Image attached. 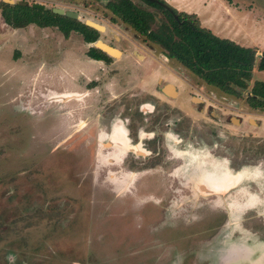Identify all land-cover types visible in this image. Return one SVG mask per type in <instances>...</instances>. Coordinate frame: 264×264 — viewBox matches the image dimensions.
<instances>
[{
	"label": "rangeland",
	"instance_id": "374dc122",
	"mask_svg": "<svg viewBox=\"0 0 264 264\" xmlns=\"http://www.w3.org/2000/svg\"><path fill=\"white\" fill-rule=\"evenodd\" d=\"M11 1L74 11L81 22L91 21L103 26L104 30H97L100 33L98 46L104 50L105 46L112 48L119 56L122 52L126 54L118 65L132 67V81L142 76L156 83L163 77L164 83L168 80L166 77H170L188 99L195 97L211 102V99L227 97L211 86L207 88L209 91L189 86L205 82L176 60L169 59L163 48L145 41L128 25L111 22L105 8L108 0L94 3L85 0ZM135 1L155 12L158 22L164 20L162 12L141 0ZM212 1L163 0L177 12L195 15L201 26L214 35L256 46L257 55H262L264 0ZM90 46L83 35L75 31L66 37L56 27L30 25L14 29L5 23L0 10V264H223L226 261L220 255L221 246L230 250L232 245L249 246L255 251L252 259L259 258L262 252L254 246L259 248L264 241V217L244 218L243 214L236 213L235 206L228 204L231 199H222L221 213L217 208L212 214L206 213L213 209L214 196H205L201 209L198 207L202 202L180 206L181 203L150 201L143 198V192L138 196L139 193L132 194L126 189L119 191L112 183L109 173H118L119 165L103 169L96 165L85 136L93 127L104 130L102 124H96L104 104L99 101L93 109L85 107L97 86L75 89L72 81L77 64H84L88 71L89 65L83 63V57ZM134 52L146 60L136 63ZM110 55L114 57L110 67L116 68V55ZM257 81H264V71L256 66L248 88H237L242 91L237 98L252 96ZM100 85L103 86V82ZM138 94L125 95V99H138L142 96ZM66 95L68 97L62 99ZM75 106L79 111L72 116ZM215 108H210V118L203 119L205 131L219 114ZM260 118L264 123V116ZM204 122L192 123L199 128ZM244 126L230 127L241 131ZM252 130L264 131L263 128ZM190 153L188 170L202 164L227 162L212 156L207 147ZM240 172L243 177L255 180L248 188L252 187L249 191L260 195L253 188L261 183L260 165L246 166ZM191 177L186 174L185 178ZM189 187L194 186L189 184ZM165 190L162 186L159 192ZM198 210L205 214L194 215L193 211ZM252 210L260 214L264 206L258 205ZM165 212L173 218L187 217L180 221L172 218V223L165 224ZM184 212L187 215H183ZM227 212L226 225L220 226ZM182 220L187 225L182 224ZM213 226L221 227L215 233L219 237L207 246L208 239L215 236L205 237ZM233 232L253 237L251 241L241 240L233 237ZM244 259L241 256L229 264H250Z\"/></svg>",
	"mask_w": 264,
	"mask_h": 264
},
{
	"label": "flooded vegetation",
	"instance_id": "af4514ba",
	"mask_svg": "<svg viewBox=\"0 0 264 264\" xmlns=\"http://www.w3.org/2000/svg\"><path fill=\"white\" fill-rule=\"evenodd\" d=\"M83 40L91 45L90 50L86 51L83 57V63L87 62L89 69L86 71L84 64L75 66L77 73L72 78L73 87L75 89L85 87L84 89L87 90V86L91 88L92 85L97 86L93 97L85 102L86 105L88 104L85 107L91 106L93 109L99 101L104 104L96 122V124H102L104 130L100 131L95 127L91 128L93 131L88 130L85 136L88 139L87 147H89V153L95 157L96 165H100L102 169L119 165L121 170L118 173L113 171L109 173L112 183L116 184L119 191L126 189L132 194L139 193L138 196L143 192L144 199L181 203L180 206L188 202H202L198 207L200 209L204 206L205 196H214L213 209L206 211L210 214L217 209L221 213L219 209L222 199H231L228 204L235 206L236 213L243 214L244 218L264 217V212L254 214L256 211L252 210L258 205L264 206V131L252 130L253 128L264 129V123L260 118L264 116V98H253L251 94L252 96L248 98L238 99L242 91L237 88L244 90L248 88V85L246 87L231 86L234 92H230L205 82L188 85L206 91H209L207 88L211 86L230 98L211 99V102L208 99L202 100L195 97L188 99L183 97L179 84L171 82L170 77H166L168 80L164 83H162V80H165L163 77H159L156 83L144 80L142 76L132 81V67L118 65L125 58L124 52L120 56L116 55L117 66L113 68L110 66L114 57L98 46L99 38L91 43L84 37ZM93 47L97 50L91 52ZM134 54V58H137L136 63L138 60L140 63L146 60L144 56L139 57L140 55L136 52ZM114 71L115 73H112ZM100 82H103V86H99ZM128 89H132V92ZM210 91L212 93V90ZM103 92V95H99ZM138 93L142 95L138 96V99H125V95H139ZM75 100L80 99L75 97ZM213 107H216L215 111L219 114L215 120L212 119L214 124L212 123L210 129L205 131L203 126L206 122L203 119L210 116L212 111L210 108ZM77 111L79 110L75 106L72 116H75L73 114ZM114 115L117 119L113 120ZM252 115L258 117L255 118ZM198 121L204 122L199 128L192 123ZM230 126H244V130H232ZM115 138L119 141L123 139L124 144L119 141L114 142ZM203 147L210 148L212 156L227 162L202 164L188 170L187 165L190 166L191 163L190 151ZM113 151L115 152L111 155ZM110 161L116 162L110 165L105 163ZM257 164L260 165L261 183L253 188L260 192V195L249 191V189L253 190L252 187L248 188L249 183H256L255 180L246 175L243 177L240 172L246 166L251 168ZM184 169L185 172H183ZM186 174L192 177L187 179ZM142 177H144L143 180ZM214 182L221 187H215ZM189 184H193L194 187L190 188ZM162 186L166 187L164 193L159 192ZM256 187H260V190ZM201 212L193 211V214L199 213V216L205 214L204 211ZM164 214V223L169 224L173 216L166 212ZM228 214L227 212V215H224L225 221L220 223V226L226 225ZM179 217L174 218L180 221L179 219H185L187 216L184 218L179 215ZM182 224L187 225L183 220ZM220 228L217 226L209 228L210 231L205 237L214 236ZM254 234L257 235V233ZM238 235L240 234L233 232V237L237 236L241 240L247 238L251 241L253 237L248 233L244 237ZM217 237L219 236L215 235L212 239H208L206 245L212 244L211 242L216 241ZM231 249L226 256H231L234 261L238 259L236 256H240L244 251V248L234 246ZM216 252L218 254V250ZM217 260L216 263H218Z\"/></svg>",
	"mask_w": 264,
	"mask_h": 264
},
{
	"label": "trees",
	"instance_id": "16d2710c",
	"mask_svg": "<svg viewBox=\"0 0 264 264\" xmlns=\"http://www.w3.org/2000/svg\"><path fill=\"white\" fill-rule=\"evenodd\" d=\"M141 2L162 12L164 20L158 22L155 12L135 0H108L105 8L111 22L128 25L145 41L163 48L169 59L176 60L204 82L234 92L231 86L246 87L256 66L264 71V52L257 59L254 47H245L214 35L201 26L195 15L177 12L163 0ZM0 10L5 23L14 29L30 25L56 27L66 37L74 31L82 34L89 43L95 42L100 35L99 31L78 19L56 14L52 9L36 8L27 2L4 0L0 2ZM95 50L93 47L91 52ZM252 93L253 98H264V81H257Z\"/></svg>",
	"mask_w": 264,
	"mask_h": 264
},
{
	"label": "crops",
	"instance_id": "0c3cea01",
	"mask_svg": "<svg viewBox=\"0 0 264 264\" xmlns=\"http://www.w3.org/2000/svg\"><path fill=\"white\" fill-rule=\"evenodd\" d=\"M217 1H218V0H217ZM212 2L216 3L214 0H213ZM234 42H235V41H234ZM240 42H241V41H240ZM236 43H238V42H236ZM238 44L242 45L243 42L238 43ZM242 46L250 47V46L247 45V44L242 45ZM251 47H256V46H251ZM260 243H261V244L259 245V248H257V246H254L255 249H260L261 252H262V254L260 255L259 258L257 257L256 259H252L253 256H254V252H255V251H253V249H251L249 246H248V247H245V248H244V251L242 252V254H241L240 256H236V257L239 258V257L243 256V258H245L244 261H249L250 264H264V241H262V242H260ZM232 246L236 247V245H232ZM231 250H232V249H230V250H228V249H226V250H225V249H221V251H220V253H221L220 255H221V257H222L223 259H225L226 263H231V262L234 263V259H233L231 256H226L227 252H231ZM230 257H231L232 259H231ZM237 260H238V259H237Z\"/></svg>",
	"mask_w": 264,
	"mask_h": 264
},
{
	"label": "water",
	"instance_id": "95a60500",
	"mask_svg": "<svg viewBox=\"0 0 264 264\" xmlns=\"http://www.w3.org/2000/svg\"><path fill=\"white\" fill-rule=\"evenodd\" d=\"M8 2H10V3H14L13 1H11V0H8ZM164 5V4H163ZM34 7H36V8H41V9H45V7L43 6V5H33ZM52 11L54 12V13H56V14H59V15H64V16H67V17H69V18H72V19H79V14L77 13V12H74V11H69V10H64V9H61V8H54V9H52ZM86 25H88V26H90V27H92V28H94V29H96V30H104V27L103 26H100V25H98V24H96V23H93V22H91V21H87L86 22ZM105 48V50L107 51V52H109L110 54H113V55H118L119 53H118V51H116V50H114V49H112V48H108L107 46H105L104 47ZM262 57V55L261 54H259V55H257V59L258 58H261ZM62 99H66V97H63ZM239 175V174H238Z\"/></svg>",
	"mask_w": 264,
	"mask_h": 264
},
{
	"label": "bare ground",
	"instance_id": "6f19581e",
	"mask_svg": "<svg viewBox=\"0 0 264 264\" xmlns=\"http://www.w3.org/2000/svg\"><path fill=\"white\" fill-rule=\"evenodd\" d=\"M67 97H68V96H67ZM67 97H66V98H67ZM62 98H63V97H62ZM115 140H116V138L114 139V142H118V141H119L118 139H117L116 141H115ZM119 142H120L121 144H124V140H123V139H120ZM212 184H213V183H212ZM214 186L217 187V188H220V187H221V186H220V187L217 186V185H216V182H214Z\"/></svg>",
	"mask_w": 264,
	"mask_h": 264
}]
</instances>
